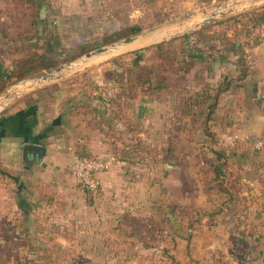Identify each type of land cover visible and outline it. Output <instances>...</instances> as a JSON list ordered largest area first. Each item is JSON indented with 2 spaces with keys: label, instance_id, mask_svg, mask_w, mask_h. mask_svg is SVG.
<instances>
[{
  "label": "rangeland",
  "instance_id": "rangeland-1",
  "mask_svg": "<svg viewBox=\"0 0 264 264\" xmlns=\"http://www.w3.org/2000/svg\"><path fill=\"white\" fill-rule=\"evenodd\" d=\"M27 1L19 9L0 0V124L69 105L81 108L75 120L98 112L87 143L69 148L64 203L53 197L31 237L0 225V264H264V148L251 147L264 131L221 143L183 103L225 85L237 93V56L249 67L251 48L264 43V0ZM201 29L214 41L200 43ZM157 30L172 36L79 61ZM187 51L224 59L172 74L167 52L180 61ZM237 98L221 107L237 109ZM213 151L222 154L220 179ZM80 152L112 163L95 198L68 169Z\"/></svg>",
  "mask_w": 264,
  "mask_h": 264
},
{
  "label": "crops",
  "instance_id": "crops-1",
  "mask_svg": "<svg viewBox=\"0 0 264 264\" xmlns=\"http://www.w3.org/2000/svg\"><path fill=\"white\" fill-rule=\"evenodd\" d=\"M250 56L248 74L243 79H238L240 87L237 93L228 94L231 86L228 88L226 85L218 94L211 130L219 137L221 143H231L235 135L248 136L264 131V117L256 115L253 104L257 99L259 78L264 76V43L251 48ZM236 69L239 75L237 66ZM224 95L226 100L225 97L221 98ZM236 95L238 98L234 102L238 101L237 109L232 106L226 109L221 107V103L230 104ZM57 108L46 115L47 117L41 114L40 109H37L35 118L33 115L31 118L24 116L20 121L21 124L16 125V122L0 124V165L14 171L19 177L17 182L7 177H0V225L12 227L16 231H24L28 233L27 237L34 234L36 226H40L41 223L45 224L44 219L49 216V211L55 201L53 197L61 195L58 200L64 203L66 189L59 186V178L65 174L64 167L67 165L68 155L75 153L69 150L79 148L88 141L84 130L89 128L90 121L75 120L76 118L71 113H69L70 120H67L68 109ZM79 113L74 112L73 114H82V112ZM78 132L81 135H78ZM72 140L77 142L73 143ZM25 144L43 146L45 152L40 158L28 153L24 162L22 148ZM252 146L254 147V143ZM262 148H264V140ZM22 178L24 187L19 191L18 185ZM52 178L54 186L49 185ZM12 214L16 216L13 218ZM16 217H22L24 220H15ZM35 218L39 220L36 221ZM2 219L10 220H4L2 223ZM15 234L16 239L18 232ZM59 237L61 238V235ZM6 239L7 237L2 236L1 241Z\"/></svg>",
  "mask_w": 264,
  "mask_h": 264
},
{
  "label": "trees",
  "instance_id": "trees-1",
  "mask_svg": "<svg viewBox=\"0 0 264 264\" xmlns=\"http://www.w3.org/2000/svg\"><path fill=\"white\" fill-rule=\"evenodd\" d=\"M11 2H12V5L14 7L19 8V9L22 6L27 5V3H28L27 0H11ZM131 29L133 31L139 30V28L137 26H134ZM204 30L205 29H201V30L196 32V34L198 35V38H200L199 42L200 43H206L208 41L213 42L214 41L213 34H207L206 32H204ZM186 37H188V36H186ZM155 47L158 50H163V48H164L163 44H157ZM197 50L199 52L201 51L200 48H197ZM219 54H221V53H219ZM242 57L243 56L240 54V56L239 55L237 56V60H236V65L239 69V75H238L239 80L243 79L248 74L247 63H246L245 59H243ZM244 58H245V56H244ZM197 59H199L203 64H208V67H210L217 60L220 61V60H223L224 58L220 57V56H218V58H217V56H211V55H207L206 57H203V55L201 53L194 52V54H193V52H191V51H189V52L187 51L186 54H184L183 58L180 61H176V58L173 55L169 54L168 52H167V56H166V62L168 65L167 67H168V69L173 71L172 74H174V75H178L181 71H184L185 73L189 72L191 70V68L194 66V64L197 62L196 61ZM47 61H48V63L49 62L53 63V61H51L49 59H47ZM210 61H212V62H210ZM3 75H6L5 71L0 68V77ZM149 84H150V82H149ZM225 87H226V85L222 88H219V89L216 88L215 93L213 95L209 94V91L201 90L200 93L194 94V96H193L194 98L188 97L183 102L185 106H188L190 108L192 106L196 107L195 113H197V117L200 116L199 112L201 113V116H204V118H201L203 120L200 121V125H201L200 129H203L204 135H208L212 131L211 130V126H212L211 121L213 120V114H214L215 108L217 106L218 94ZM199 97H201V99H202L201 101H199V99H198ZM189 109H187V110H189ZM80 110H81L80 107H77L76 109L74 107H70V105L68 107V111L71 114H73L74 112L79 113ZM91 110H92V112L90 114H92V117H94V118L97 117L96 113L98 112V110L93 109V108ZM84 111L86 112L84 114H88V112L86 110H84ZM188 113H189V111H188ZM92 117L90 118L89 121H91ZM213 152L215 154V162H214V165L212 166V171L214 173L215 178L220 179V177L222 175V165H223L221 162L222 154L217 152V151H213ZM78 154L84 155L81 152ZM85 155H87V154H85ZM0 177H2V178L7 177L9 179H12L14 182H17L18 178H19L18 175H16L14 173V171L10 170L7 167H3L1 165H0ZM80 185L85 190L86 195L89 196V198H92V197H90V195L88 194V192L84 188V186L81 183H80ZM224 192H227V191H224ZM27 235H28V233H27Z\"/></svg>",
  "mask_w": 264,
  "mask_h": 264
},
{
  "label": "built area",
  "instance_id": "built-area-1",
  "mask_svg": "<svg viewBox=\"0 0 264 264\" xmlns=\"http://www.w3.org/2000/svg\"><path fill=\"white\" fill-rule=\"evenodd\" d=\"M257 99L261 111L264 114V77L260 78L257 89ZM236 139H241L238 135ZM263 140L254 143V147L261 148ZM112 163L107 158H99L95 156L75 154L69 164V172L81 183L87 190L90 197L95 198L100 193L102 185L101 174L106 172Z\"/></svg>",
  "mask_w": 264,
  "mask_h": 264
},
{
  "label": "water",
  "instance_id": "water-1",
  "mask_svg": "<svg viewBox=\"0 0 264 264\" xmlns=\"http://www.w3.org/2000/svg\"><path fill=\"white\" fill-rule=\"evenodd\" d=\"M195 26H197V25H195ZM169 36H172V34L161 32L160 30L149 32V33H144V34H138V35H135V36L128 37V38H126V39H124L122 41H118L116 43H112L109 46L101 47V48H98V49H96V50H94L92 52L86 53L83 56V58L81 60H79V61L82 62V61H85L86 59H90V58L98 57V56H101V55H105V54L116 52V51L121 50V49H123L125 47H128V45H130L131 43H133L136 39H138L140 37L153 38L150 41V42H152V41H156L157 39H160V38L162 39L163 37H169ZM28 81H30V80H28ZM31 82H33V81L31 80ZM22 152H23V161L25 162L26 161V157L28 156V153L30 155L34 156V157L40 158L45 152V147L39 146V145H36V144H25L23 146V148H22ZM23 187H24V180L22 178L19 181L18 190L20 191Z\"/></svg>",
  "mask_w": 264,
  "mask_h": 264
},
{
  "label": "bare ground",
  "instance_id": "bare-ground-1",
  "mask_svg": "<svg viewBox=\"0 0 264 264\" xmlns=\"http://www.w3.org/2000/svg\"><path fill=\"white\" fill-rule=\"evenodd\" d=\"M143 36V35H142ZM153 38H145V37H140V38H138V39H136L133 43H131L130 45H128L129 47L131 46V45H142V44H145V42L146 41H151ZM132 47V46H131Z\"/></svg>",
  "mask_w": 264,
  "mask_h": 264
}]
</instances>
